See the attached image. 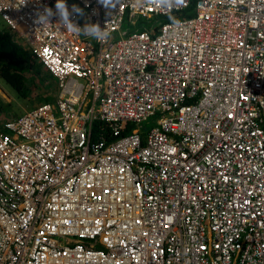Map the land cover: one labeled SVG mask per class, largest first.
Masks as SVG:
<instances>
[{"label": "built area", "instance_id": "2783aa9c", "mask_svg": "<svg viewBox=\"0 0 264 264\" xmlns=\"http://www.w3.org/2000/svg\"><path fill=\"white\" fill-rule=\"evenodd\" d=\"M55 2L0 0L60 78L0 128V264H264V0H67L103 39Z\"/></svg>", "mask_w": 264, "mask_h": 264}, {"label": "trees", "instance_id": "16d2710c", "mask_svg": "<svg viewBox=\"0 0 264 264\" xmlns=\"http://www.w3.org/2000/svg\"><path fill=\"white\" fill-rule=\"evenodd\" d=\"M193 8L191 6V8L174 17L157 16L149 19L141 17L145 21L142 23L137 21L135 29L138 27L142 30L146 26L158 22L188 16L193 13ZM47 83L50 87H57V79L43 66L33 50L22 44L17 33L10 31L8 27L0 29V89L10 98V101H6L5 97L0 94V116L6 114V120L11 119L41 103L38 101L34 104L29 101L31 104H27V108L20 105L21 102H26L27 99L31 98L34 89L39 90ZM102 127L105 128L106 126L104 124L98 125V131L103 130ZM131 127L129 125L128 130L124 131L128 132ZM110 139L112 138L110 137Z\"/></svg>", "mask_w": 264, "mask_h": 264}, {"label": "clouds", "instance_id": "9594fccd", "mask_svg": "<svg viewBox=\"0 0 264 264\" xmlns=\"http://www.w3.org/2000/svg\"><path fill=\"white\" fill-rule=\"evenodd\" d=\"M116 2H117V0H97V3L105 8L106 14H109L111 12V10L115 7ZM83 15H84V12L81 8H79L78 5L73 4L71 6V9H70L68 4H67V0H56L54 8L49 7L47 5H44L42 10L40 8H37L36 10H34V12L32 14V20H33L34 25L42 26V25L51 23L53 21V18H55L56 22L59 23L61 26L65 27L69 32L79 33L81 31H83L84 33H87V34H89V35H91L97 39L106 38L107 33L104 32V30L100 28L99 24H92V23H89L86 21L83 28H81L75 22L76 16H83ZM125 21L128 22L129 19L126 18ZM125 21L121 25L120 32H122V33H123L122 27H123ZM133 31H135V28ZM130 32H132V31L129 30V31H126L125 33H130ZM33 52L36 54V52L34 50H33ZM36 56L38 57L37 54H36ZM38 59L43 64V66L45 68H47L44 65V62L40 59V57H38ZM47 69L50 71L49 68H47ZM50 73L57 79V87H56V90H57L56 91V97H57L58 92H60V87H59L60 78L58 76L54 75L51 71H50ZM1 92H2V90L0 89V94H2ZM55 101H50V102H55ZM43 102H48V101H42L41 103H43ZM39 104H37V105H39ZM14 118H16V117H14ZM11 119H13V118H11ZM7 120H10V119H7ZM7 120H4L2 122L4 123ZM3 123L1 124L0 128L2 127Z\"/></svg>", "mask_w": 264, "mask_h": 264}, {"label": "rangeland", "instance_id": "374dc122", "mask_svg": "<svg viewBox=\"0 0 264 264\" xmlns=\"http://www.w3.org/2000/svg\"><path fill=\"white\" fill-rule=\"evenodd\" d=\"M187 15H188V13H187ZM141 17L142 16H138V17L129 19L128 22L125 21V23L122 27L123 32L129 31V30L133 31L137 25V21H138V23L144 22L145 19H142L143 17L142 18ZM133 20H135L136 25L133 24V22H132ZM131 29H133V30H131ZM118 36L119 35L116 34V37H118ZM45 90H46V92H44ZM56 91H57L56 88L50 87L49 83H47V84L43 85L42 87H40L39 90L34 89L32 95H31V98L27 99L26 102H21L20 105H22L24 108H27V104H31L29 101H32L33 103L38 102V101H41V102L42 101H55L56 100ZM1 93L5 96L6 101H10V98L7 97L6 93H4L3 91ZM6 118H7L6 114L5 115L1 114L0 120H6ZM156 119H157V116L151 117L148 121L143 122L142 127H146V129L149 130L150 128H152L153 126L156 125ZM2 123L3 122L0 121V126Z\"/></svg>", "mask_w": 264, "mask_h": 264}]
</instances>
